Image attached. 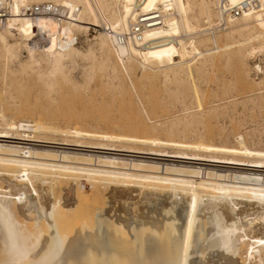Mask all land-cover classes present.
Here are the masks:
<instances>
[{"label":"bare ground","instance_id":"1","mask_svg":"<svg viewBox=\"0 0 264 264\" xmlns=\"http://www.w3.org/2000/svg\"><path fill=\"white\" fill-rule=\"evenodd\" d=\"M27 1L43 0H16V5ZM50 1L58 6V13L14 15L0 29L5 60L17 57L8 36L22 35L35 46L39 32L49 43L69 35L73 27L95 23L101 28L100 49L105 54L101 70L111 68L113 73L131 76L140 67V78L146 81L169 72L174 84L188 86L201 107L199 88L188 83L194 72L204 74L206 64H215L217 56L226 57L230 66L264 51V0L244 15L230 18L226 32L215 40L208 31L220 17L215 0ZM212 42L218 45L216 51L209 48ZM44 47L41 44L40 49ZM194 60L200 66L193 68ZM22 109L26 107L8 97L0 102V178L7 183L0 186V264H195L210 250L235 257V263L264 264V235H252L247 229L256 219L258 225L264 223V160L241 164L226 156L207 160L197 158L203 156L197 153L164 150L147 153L152 157L146 158L136 148L129 154L117 153L113 144L49 142L32 134L41 128L24 119ZM40 118L38 123L44 126L47 118ZM80 177L89 180L91 194L72 187L69 199L53 197L48 209L42 207L43 218L34 213L41 199L38 183L51 184L52 189L57 183L79 185ZM142 186H160L185 196V220L179 224L174 216L156 228L154 224L148 228L143 220L146 227L132 224L126 231L123 223L111 224L112 219L107 223L102 189ZM203 205L208 212L222 207L230 222L217 215L215 231L207 232L200 217ZM251 211L260 214L248 219ZM149 236L157 237L152 245L147 244ZM72 246L78 248L70 252Z\"/></svg>","mask_w":264,"mask_h":264},{"label":"rangeland","instance_id":"2","mask_svg":"<svg viewBox=\"0 0 264 264\" xmlns=\"http://www.w3.org/2000/svg\"><path fill=\"white\" fill-rule=\"evenodd\" d=\"M215 19L211 26L213 30H208L213 40L216 35L226 32V26L217 29L218 18ZM73 28L69 35L63 34L49 43L40 40L34 43L35 46L22 35L8 36L9 43L16 46L17 56L7 59L9 62L0 46V102L8 97L26 107L25 110H31L33 113L24 109L20 112L24 111L23 118L34 120L41 128L32 132L33 135L49 142L62 140L63 144L69 145L113 144L119 150L114 152L120 154H129L136 148L145 153L139 155L146 158L152 157L147 153L164 150L167 154L197 153L203 155L197 158L207 160L213 159L212 156H226L241 160V164L264 160V51L255 52L243 63L230 66L226 57L217 56L213 59L215 64H206L204 74L194 72L188 83H195L200 90L202 105L199 107L188 86L174 84L169 72L156 80L146 81L140 78V67L131 76L121 71L113 73L111 68L101 70L105 54L100 49V26L91 23L81 29ZM74 36L78 40L71 43ZM41 43L45 46L43 51ZM217 46L212 42L209 48L216 51ZM192 65L193 68L200 66V61L194 60ZM40 115L47 118L44 126L38 123ZM36 136L33 138L38 139ZM88 181L80 177L79 185L57 183L52 189L49 188L51 184L38 183L41 199L34 198L40 199L39 209L36 208L34 213L42 217V207L48 209L53 197L69 199L73 188L91 194L93 189ZM5 184L0 178V186ZM178 195L160 186L111 187L102 189L100 201L105 205L104 218L108 216L105 221L108 223L112 219L109 223L114 220L123 223L126 231L132 224L146 227L145 222L148 228L151 224L150 227L153 224V228L160 227L162 222L174 216L181 224L185 220L187 201L185 196ZM221 208L208 212L203 205L200 217L207 223V232L215 231L217 215L229 221L227 212ZM256 213L251 211L247 218L255 219L260 214ZM21 214L18 217L23 220ZM244 217L242 221L247 223ZM255 222L257 224L247 228L248 232L264 235V223L258 225V219ZM259 222L263 220L260 218ZM156 238L149 236L147 244L152 245ZM74 246L70 247V252L79 247ZM207 253L206 258L202 257L195 264H239L238 260L235 263V257L211 250Z\"/></svg>","mask_w":264,"mask_h":264},{"label":"built area","instance_id":"3","mask_svg":"<svg viewBox=\"0 0 264 264\" xmlns=\"http://www.w3.org/2000/svg\"><path fill=\"white\" fill-rule=\"evenodd\" d=\"M258 2L259 0H215V7L220 13L216 26H225L230 18L244 15L254 7H257ZM57 7L58 6L50 0L27 1L25 3L18 2V5H16V0H0V29L4 28L8 20L14 15L28 14L35 16L45 13L56 14L58 13ZM136 30L138 31V28ZM47 39L46 34L40 33L35 43ZM77 40L78 38L74 36L71 43H76Z\"/></svg>","mask_w":264,"mask_h":264}]
</instances>
